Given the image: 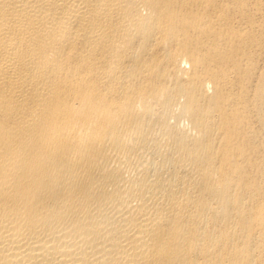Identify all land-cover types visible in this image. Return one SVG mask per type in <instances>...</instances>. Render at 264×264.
<instances>
[{"label": "bare ground", "instance_id": "bare-ground-1", "mask_svg": "<svg viewBox=\"0 0 264 264\" xmlns=\"http://www.w3.org/2000/svg\"><path fill=\"white\" fill-rule=\"evenodd\" d=\"M0 264H264V0H0Z\"/></svg>", "mask_w": 264, "mask_h": 264}]
</instances>
